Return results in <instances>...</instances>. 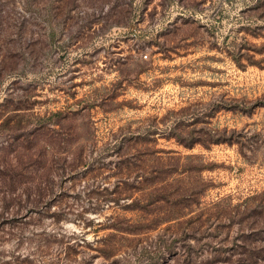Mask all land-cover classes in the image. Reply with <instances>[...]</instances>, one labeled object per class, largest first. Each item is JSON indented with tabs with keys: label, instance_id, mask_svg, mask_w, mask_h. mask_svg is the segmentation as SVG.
<instances>
[{
	"label": "rangeland",
	"instance_id": "1",
	"mask_svg": "<svg viewBox=\"0 0 264 264\" xmlns=\"http://www.w3.org/2000/svg\"><path fill=\"white\" fill-rule=\"evenodd\" d=\"M0 264H264V0H0Z\"/></svg>",
	"mask_w": 264,
	"mask_h": 264
},
{
	"label": "trees",
	"instance_id": "2",
	"mask_svg": "<svg viewBox=\"0 0 264 264\" xmlns=\"http://www.w3.org/2000/svg\"><path fill=\"white\" fill-rule=\"evenodd\" d=\"M252 107H255V106H252ZM252 107H250L249 109L251 110Z\"/></svg>",
	"mask_w": 264,
	"mask_h": 264
}]
</instances>
